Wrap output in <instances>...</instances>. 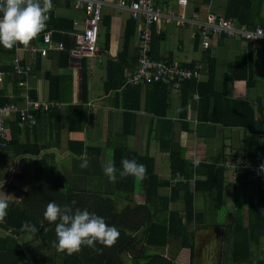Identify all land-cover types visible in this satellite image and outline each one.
<instances>
[{"label":"crops","instance_id":"0c3cea01","mask_svg":"<svg viewBox=\"0 0 264 264\" xmlns=\"http://www.w3.org/2000/svg\"><path fill=\"white\" fill-rule=\"evenodd\" d=\"M102 1L104 4L101 10L102 18L99 23L98 41L96 50L92 55L73 59L68 51V60H65V55L61 51L66 49L47 48L44 45L42 34L48 30L46 27L33 37L28 44H18L8 48L13 51V55L9 57L6 52L2 51L5 47L0 45V66L6 67L4 70L0 69V72L4 74L0 82V96L7 97L9 102L18 100L16 92H18L19 87L16 84L15 75L12 73V59L16 55L21 57L22 63L30 66L26 78L28 94L30 91V94L33 92L32 94L35 95V99H47L49 82L45 76L46 72L57 73L61 76L60 82L63 91V96L61 97L63 99L56 101L58 105L55 108L43 113L34 126L19 127L17 125L5 127L7 142L12 140L14 145L5 147L0 151V198L7 199L9 204L16 205L21 203V197L30 187V183L35 182L37 179L45 180L49 184L50 180L55 178L58 171L53 170L51 156L47 155L48 152L52 153L53 159L56 161L61 159L59 162L60 166L70 168V164L75 159L72 158L74 156L71 155V152L67 151L71 147L68 143L69 139L83 140L84 146L89 148L88 160L96 158V162L99 160L98 163L102 167L109 160L113 161V153L116 150L130 149L137 151L139 154L147 153L152 156L154 158V172L159 178L168 179L170 177L168 154L161 151L154 134L160 126V120L146 110V101L150 99L151 95V92L146 90V84L141 85L138 97L140 102L133 98L135 94L132 92L124 94L121 89L117 91L114 89L105 91L104 89V82L107 76L106 61L111 58H117L118 53L122 50L127 21L132 18L129 17L126 9L118 8V0ZM227 1L208 0L205 3L203 0H187L186 8L188 12H198L200 17H204L208 12L224 14ZM50 2L52 7L49 10L51 15L48 12V22L53 17L72 21V30H58L61 34L70 38L72 42L69 47H71L74 43L75 35L83 29V11L81 8L74 7L63 0H50ZM175 2V0H153V3L161 8H174ZM262 12H264V0ZM140 27L141 21L137 20L135 33L128 44V60L131 69L135 66L134 58ZM154 27V34L159 36L158 43H156L158 46L156 50L157 56L165 59L170 58L177 63H197L200 65L199 81H206L209 67L207 58L204 57V51L199 46V36L195 29L191 26L178 27L164 21L156 23ZM54 32L56 31L54 30ZM107 35L108 39H106ZM247 49L245 42L238 38H222V40L219 39L212 42L209 56L214 59L213 83L215 90L221 91L225 85L226 95L229 98L245 100L250 109L248 118H244L243 114L233 118V114L230 112L228 114L219 112L217 114L219 119L216 123H210L207 120L199 121L197 118L198 96H191L187 101L186 111L182 114L180 93L177 91L170 93V103L166 110V117L173 121V129L177 134L181 156L191 163L197 161L198 163L194 167H197L202 162L221 164L224 160L237 164L246 163L247 159L251 161L257 160L259 164L264 165V133L253 136V142L250 139L245 141L247 129L239 127L264 126V108L262 112L261 110L259 111L261 103L264 105V49L253 44L250 50L253 56L251 81L255 80V85H247L246 79L234 76V72H236L238 67V64L234 65L235 61L238 57L245 55ZM82 80L84 84H82ZM82 85L84 86V93ZM70 103H79L81 106L78 110L80 129L74 132L67 130L69 120L68 105ZM211 105H213V102H211ZM231 105L232 110L238 107L235 104ZM70 111H74L76 114L75 110ZM200 114H203L202 110ZM11 115L13 114H10L8 118H11ZM232 122H236L239 125H232ZM196 126L201 127L198 134L195 130ZM208 126H215L214 130H211ZM127 128L133 130V133L126 136L122 135L123 130ZM211 131H213V134H209ZM248 141L252 143L253 149L248 145ZM25 142L31 144V147L33 143H38L41 146L39 148L43 146L44 148L41 149L39 155L35 156L15 154L14 150H17L19 145L21 146V143ZM22 158H33L38 163L41 160V163L45 161L46 164L50 163V165L49 168L45 167L44 170H38L37 168L34 171L30 169L29 161L25 160V162H22ZM76 163L78 172L81 168L79 166L80 158L76 159ZM194 167L190 171L189 181L191 186H193L195 179L203 180L205 178L204 175L197 176ZM242 170L243 168H240L238 173H241ZM69 172V169L64 168V174L68 175ZM99 172L96 169L93 175L84 174V176L78 178L77 183L85 184L88 177L94 178ZM230 175L232 177V173L228 169L224 170L225 181L221 203L216 199L206 197L210 193L196 194V208L204 212V219L197 230L201 231L200 243H204L205 235L207 234H213L217 243L223 234H231L230 228L236 222L233 213L236 210L234 205L232 206L233 212L228 214L226 218L229 226L227 232L222 229L224 227L222 224L209 223L207 221V215H209L207 211H214L217 205H226L227 192L233 191L235 187H238L237 184L239 183L243 186L244 181H246V184L245 187L243 186L242 202L244 213L242 218L244 224L247 221L246 194L248 196L257 194V179L248 177L243 181H232L230 180ZM239 176L235 177V179ZM162 191L168 193L169 188ZM134 195L141 197L139 202L144 201V195L140 191H135ZM202 204L203 207H200L199 205ZM170 207L182 211L181 203L172 204ZM206 230L208 231L207 233ZM27 233L32 234L33 239L25 240L21 243L17 238L18 235L22 236ZM35 235L36 233L30 231L20 232L15 238L23 249L31 251V249L37 250L40 248L34 238ZM55 250L57 251L55 253L52 250L47 251V263L61 264L62 254L57 249ZM253 250H260L257 257L264 253L263 246L260 244L259 247L252 248V252ZM256 258L251 256V260ZM243 263L251 264L247 261Z\"/></svg>","mask_w":264,"mask_h":264},{"label":"trees","instance_id":"16d2710c","mask_svg":"<svg viewBox=\"0 0 264 264\" xmlns=\"http://www.w3.org/2000/svg\"><path fill=\"white\" fill-rule=\"evenodd\" d=\"M203 1L206 3L208 0ZM262 8L263 0H228L223 13L225 17L233 18L239 23H244L252 30L256 26H260L264 31V12H262ZM49 15H51L50 12ZM49 21L46 22V28L48 30L53 29V38L56 41L64 43L66 50L61 52L66 56H64V59L68 60L67 49L72 41L67 35L61 34L58 30H72V21L54 17L51 20L49 19ZM154 26L155 24H152L150 28L148 57L155 61H174L170 58L165 59L157 56L156 50L158 46L156 43H158L159 36L154 34ZM135 29L136 20L129 19L123 38L122 50L118 53L117 58H111L106 61L107 76L104 82V89L105 91L112 89L117 91L121 89L124 94L132 92L135 94L133 98L140 102L138 97L141 85H125L123 78L125 68L128 71H132L138 66L137 60L139 51L141 50L138 44L133 69H131L128 60V44L135 33ZM222 38L228 39L229 37L214 38L212 42L219 39L222 40ZM106 39H108V35ZM242 41L245 42L248 49L245 55L236 59L234 65L238 64V67L236 72H234V76L237 78L243 77L242 79H246L247 85L252 86L256 82L255 80L251 81L253 56L250 50L253 44L264 49V39L251 40L243 38ZM212 42L207 49L202 50L205 54L204 57L207 58L209 67L208 79L206 81H199V65L198 75L190 79H183L176 88L172 87L171 83L167 84L163 82H150L145 86L146 90L151 92L150 99L146 101V110L160 120V126L154 134L161 151L168 154L170 177L168 179L159 178L154 172V158L147 153L139 154L137 151L130 149L123 151L116 150L113 153V162L118 169L121 167L122 158H134L138 163H143L146 172L144 178L141 180H137L132 176H125L118 178L115 182L109 181L103 173V167L98 163L99 160L96 162V158H93V166H91L88 160V167L83 170L80 168V171L77 172L76 159L84 155L87 157L89 148L84 146L83 140L69 139L68 143L71 147L66 149L71 152V155L74 156L71 157L75 159L70 164V168L58 166V172H56L55 178L51 179L49 184L41 179L30 183V187L21 197V203L16 205L9 204L7 214L3 218H0V264L47 263V251H54L58 248L55 222L50 223L43 216L45 206L50 200L55 201L59 205L67 204L73 209L81 208L94 212L104 217L107 224L115 225L119 230V236L111 245L97 243L95 247L81 246L79 251L72 253L60 250L62 254L61 264H177L170 257L162 254V252L153 251L159 248H168L172 242H177L175 249L188 248L190 253H193L195 233L200 228L204 219V212L196 208V194L210 193L206 197L216 199L221 203L225 181L224 170L228 169L230 172L233 169L237 170L236 165L238 164L233 162L234 165L232 167H227L225 162H222V165L202 162L197 167H194L193 162L191 163L181 156V148L177 134L173 129V121L166 117V110L170 103V93L172 91L180 93L182 114L185 113L187 101L191 96H198L197 118L199 121L207 120L210 123H216L219 119L217 117L219 112H224L225 114L230 112L233 114V118L239 114H243L244 118H248V112L250 111L245 100L231 99L226 95L225 85L221 91L215 90L213 83L214 59L209 56ZM2 51L6 52L8 57L13 55V51L8 48H3ZM178 64L189 70L194 65L193 62ZM0 69L4 70L6 67L0 66ZM45 76L49 82L47 99H35V95L32 94L33 92L30 94V91L29 97L36 101L55 103L56 101H61L63 99L61 98L63 96L60 82L61 76L51 72H46ZM82 84H84L83 80ZM19 91L18 89L16 96H18ZM7 102H9L7 97L0 96V105ZM211 102H213V105H211ZM79 103H70L68 105L69 120L67 130L70 132L80 129L78 110L81 106ZM231 104H235L238 107L232 110ZM55 107L56 105L53 106V108ZM263 108L264 105L261 103L259 111L261 110L262 112ZM70 110H75L76 114ZM201 110L203 114H200ZM43 113L45 112L37 113L36 124ZM232 125L239 124L232 122ZM6 126H17L16 114L8 118ZM208 127L214 130L215 126ZM239 127L247 129L245 141L246 139H250L253 142V136L255 137L257 134L264 133V126ZM199 129H201L200 126L195 127L197 134ZM126 130H123L122 135L126 136L133 133V130H129L128 128ZM209 134H213V131ZM2 140L5 141V144L1 145L0 151L5 147H12L14 145L12 140L10 142H7L5 138ZM21 144L17 150H14V153L17 155H39L41 149L44 148V146L39 148L41 146L38 143H33L32 147L28 142ZM248 145L252 149L254 148L251 142ZM25 159L22 158L21 161L25 162ZM246 161L253 165L259 164L257 160H253V162L247 159ZM39 163H41V160H39ZM49 165L50 163H47L45 167L49 168ZM193 167L197 176L204 175L205 178L203 180L195 179L193 186H191L189 179L190 171ZM64 168L70 170L68 175L64 174ZM241 168H243L241 173H238L239 170H237L235 176L232 174L231 177L230 175V180L243 181L248 177H252L251 171L247 167L241 166ZM96 169L100 172L94 178L87 176L85 184L77 183L80 176H84V174L93 175ZM238 175L240 176L235 179ZM253 178L257 179V194L255 196H248L246 194L247 221L244 224L243 215H241L238 220L236 219L235 225L231 228L232 242L230 255L233 264L245 261L251 264H264V253L256 259L251 260L252 248L259 247L260 244L263 246L264 251V176L258 173ZM105 180L106 182H104ZM167 188H169L168 193L162 191ZM135 191H140L144 195L143 202H137L133 199ZM73 201L75 202L74 204L72 203ZM178 203H181L182 211L170 207V205ZM25 221H29L37 227L34 237L40 246L37 250L31 249V251H26V249H23L18 244L15 238L20 232L30 231L23 227Z\"/></svg>","mask_w":264,"mask_h":264},{"label":"built area","instance_id":"2783aa9c","mask_svg":"<svg viewBox=\"0 0 264 264\" xmlns=\"http://www.w3.org/2000/svg\"><path fill=\"white\" fill-rule=\"evenodd\" d=\"M69 2L74 7H79L83 11V29L75 35L74 43L68 48L69 55L74 59L92 55L96 50L98 41L99 23L102 18V0H63ZM118 8L128 11L129 17L141 21L138 31L137 44L141 49L138 55V66L132 70L124 69L123 78L125 85H145L150 82L171 83L172 87H178L180 81L185 78H192L198 75L199 65L196 63L192 69L179 66L176 61L166 62L163 60H152L147 55L149 49V39L151 25L160 21L171 23L178 27L191 26L199 36V46L202 50L207 49L212 40L218 37H239L241 39H264V31L260 26L253 30L246 24L239 23L233 18L225 17L219 12H208L204 17H200L196 11H187V0H176L174 8H161L153 3V0H124L117 1ZM42 41L47 48L65 49L62 41H55L53 30H47L42 34ZM30 69L28 64L21 63V57L14 56L12 59V71L17 77V85L21 88L19 100L14 103H5L0 106V139L5 138V127L10 114L17 115V125L19 127H30L36 124L37 113L49 111L56 102H44L32 100L27 92L26 75ZM2 73L0 72V80ZM196 96V95H195ZM6 139V138H5ZM0 140L1 145L5 141ZM198 162L194 161L196 165ZM226 166L232 167L234 164L227 161ZM239 165V166H238ZM236 169L241 166L247 167L251 171L252 177L258 173L264 176V165H253L249 162L239 163ZM237 170H232L235 176Z\"/></svg>","mask_w":264,"mask_h":264},{"label":"clouds","instance_id":"9594fccd","mask_svg":"<svg viewBox=\"0 0 264 264\" xmlns=\"http://www.w3.org/2000/svg\"><path fill=\"white\" fill-rule=\"evenodd\" d=\"M51 7L50 0H0V45L12 48L18 44H28L33 37L45 29ZM231 38L242 40L239 37ZM3 76L2 73V78ZM15 78L17 84V77L15 76ZM88 164L87 157L81 156L79 166L86 168ZM102 170L108 180L112 182L125 176L141 180L146 172L145 165L138 163L134 158H122L119 169L113 161L109 160ZM8 207L9 201L0 198V218L7 214ZM43 216L48 222H55L57 247L68 253L79 251L81 246L95 247L97 243L111 245L119 236V230L115 225L107 224L104 217L87 209H73L67 204L59 205L50 200L45 206ZM23 227L33 233L37 231L36 225L29 221H25Z\"/></svg>","mask_w":264,"mask_h":264},{"label":"rangeland","instance_id":"374dc122","mask_svg":"<svg viewBox=\"0 0 264 264\" xmlns=\"http://www.w3.org/2000/svg\"><path fill=\"white\" fill-rule=\"evenodd\" d=\"M111 33V31H109ZM48 156H51L52 160V168L54 171H57V165L60 166L61 164L59 161H56L53 159L52 153L48 152ZM26 161H29V167L32 170H44L45 169V162L44 163H38L36 159L29 158L25 159ZM91 166L94 165V159H90ZM225 162V160L223 161ZM59 163V164H58ZM56 165V166H55ZM90 166V167H91ZM232 173V172H231ZM244 184H246V181H244ZM238 187H235L233 191L227 192V203L226 205H220L216 206L214 211H207L209 215H207V221L209 223H220L224 227L225 232H227L229 226L228 222L226 221L228 214H231L233 212V205L235 206L236 210L233 212L235 219H239L241 215H243V202H242V195H243V186L241 183L237 184ZM245 187V186H244ZM245 195V194H244ZM133 199L137 202L141 200V197L133 196ZM200 207H203L202 205H199ZM217 210V211H216ZM198 230V229H197ZM196 230V238H195V246L193 253H190V250L188 248H181V249H175L177 242H172L170 247H166L164 249L159 248L155 249L153 251L162 252V254L167 255V257H170L172 260H174L177 264H233L231 261V255H230V247H231V234H223L221 239H219V242L217 243L215 240V236L213 234H207L205 235L204 243L201 242V236L200 232ZM208 231L206 230V233ZM231 232V228H230ZM32 234H24L22 236L18 235V240L23 243L25 240H32L33 238ZM24 245V244H23ZM58 249V248H56ZM58 251H60L58 249ZM57 252L54 250V253ZM61 252V251H60ZM260 252V250H253L251 256L252 258H256L257 254ZM239 264H246V263H239Z\"/></svg>","mask_w":264,"mask_h":264},{"label":"bare ground","instance_id":"6f19581e","mask_svg":"<svg viewBox=\"0 0 264 264\" xmlns=\"http://www.w3.org/2000/svg\"><path fill=\"white\" fill-rule=\"evenodd\" d=\"M126 69V68H125Z\"/></svg>","mask_w":264,"mask_h":264},{"label":"water","instance_id":"95a60500","mask_svg":"<svg viewBox=\"0 0 264 264\" xmlns=\"http://www.w3.org/2000/svg\"><path fill=\"white\" fill-rule=\"evenodd\" d=\"M75 59V58H74Z\"/></svg>","mask_w":264,"mask_h":264}]
</instances>
